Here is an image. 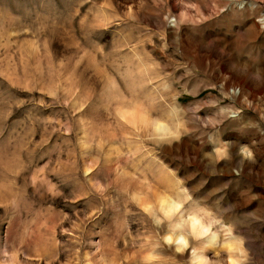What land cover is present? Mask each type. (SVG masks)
Instances as JSON below:
<instances>
[{"label": "rangeland", "instance_id": "374dc122", "mask_svg": "<svg viewBox=\"0 0 264 264\" xmlns=\"http://www.w3.org/2000/svg\"><path fill=\"white\" fill-rule=\"evenodd\" d=\"M0 264H264V0H0Z\"/></svg>", "mask_w": 264, "mask_h": 264}, {"label": "bare ground", "instance_id": "6f19581e", "mask_svg": "<svg viewBox=\"0 0 264 264\" xmlns=\"http://www.w3.org/2000/svg\"><path fill=\"white\" fill-rule=\"evenodd\" d=\"M200 227V226H199Z\"/></svg>", "mask_w": 264, "mask_h": 264}]
</instances>
